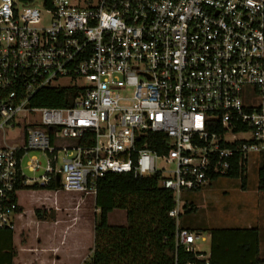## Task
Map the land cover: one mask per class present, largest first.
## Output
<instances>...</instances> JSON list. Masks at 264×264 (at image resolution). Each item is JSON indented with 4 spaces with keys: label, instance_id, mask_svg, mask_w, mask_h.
I'll return each mask as SVG.
<instances>
[{
    "label": "built area",
    "instance_id": "2783aa9c",
    "mask_svg": "<svg viewBox=\"0 0 264 264\" xmlns=\"http://www.w3.org/2000/svg\"><path fill=\"white\" fill-rule=\"evenodd\" d=\"M46 2L0 0V229L22 187L95 196L129 174L173 193L176 247L196 253L184 193L264 157V0ZM50 89L71 105L34 107Z\"/></svg>",
    "mask_w": 264,
    "mask_h": 264
},
{
    "label": "trees",
    "instance_id": "16d2710c",
    "mask_svg": "<svg viewBox=\"0 0 264 264\" xmlns=\"http://www.w3.org/2000/svg\"><path fill=\"white\" fill-rule=\"evenodd\" d=\"M30 3L34 0H20ZM46 5H50L47 0ZM74 90L50 89L40 91L32 105L38 108H63L71 105ZM153 138L162 140L163 136ZM149 149L159 154L163 149L150 142ZM247 169L233 166L225 178H241L246 190ZM57 184L50 187H22L25 190L59 191ZM259 191L264 192V165L259 170ZM198 192V191H197ZM92 197V195L79 194ZM94 197V196H93ZM96 220L91 230V244L84 264H188L199 261L202 254L188 253L176 247V221L169 217L174 208L173 193L164 190L157 178L136 179L129 174H108L98 183L94 197ZM115 210L125 211L127 226H110L109 215ZM23 209L20 206V213ZM192 204L184 205L183 213H193ZM182 213V214H183ZM38 221L46 223L51 216L35 211ZM182 216V215H181ZM183 228V227H182ZM193 233L192 229H187ZM211 264H261L259 258V232L255 229L211 230ZM15 232L0 229V264H15L18 248ZM205 256V255H204Z\"/></svg>",
    "mask_w": 264,
    "mask_h": 264
},
{
    "label": "rangeland",
    "instance_id": "374dc122",
    "mask_svg": "<svg viewBox=\"0 0 264 264\" xmlns=\"http://www.w3.org/2000/svg\"><path fill=\"white\" fill-rule=\"evenodd\" d=\"M243 99L245 104H257V96L252 89L245 92ZM30 156L41 159L38 154ZM263 165L264 157L256 154L249 157L245 174L247 178L246 190L242 189L241 178L223 177L207 184L198 192L184 193L182 203L192 204L195 212L183 213L180 225L191 228L195 235L201 234L195 243L196 253L208 255L211 252L210 232L203 231L245 228L248 225H256L257 222L264 221L262 217L264 216V192L259 191V170ZM26 174L33 177L32 174L27 172ZM41 175H43V171L36 174L35 177ZM94 197H84L62 190H25L20 193L21 204L25 205L31 214H34L32 219L38 221L35 216L36 210L51 216L46 220L45 227L47 228L44 231L57 233L65 241L58 253H64L68 258H73L74 249L89 244L91 240V230L96 220L95 214L99 216V212L95 209ZM125 216L126 214L122 210H115L109 215V225H126ZM22 230L19 231L18 228V231L16 230L18 233L15 232V234L19 236L17 238L18 245L25 246L30 238L29 233L25 229ZM48 252L45 250L43 253L47 255Z\"/></svg>",
    "mask_w": 264,
    "mask_h": 264
},
{
    "label": "crops",
    "instance_id": "0c3cea01",
    "mask_svg": "<svg viewBox=\"0 0 264 264\" xmlns=\"http://www.w3.org/2000/svg\"><path fill=\"white\" fill-rule=\"evenodd\" d=\"M21 193V192H20ZM33 203V201L31 200ZM19 203L21 208L23 209L22 213H20V218L18 219V228L19 231L25 229L29 233L28 243L23 245H18V234H15L14 243L18 248V257L15 261V264H82L83 261L87 258V252L91 246V244H87L85 246H79L74 249L73 258H68L64 253H58V250L63 246L64 240L60 238V236L56 233H48L44 231L47 227H45L44 222H38L34 218L32 219V215L25 205L21 204L20 194H19ZM125 214L126 212L123 211ZM264 218V216H262ZM127 220V214L125 216ZM123 227L127 226L122 225ZM17 228V231H18ZM184 229H191L187 227H183ZM238 229H255L259 232V258L262 261L261 264H264V221H259L256 225H248L245 228H224L217 230H238ZM23 231V230H22ZM199 232V231H198ZM208 233L209 230L203 231ZM18 233V232H16ZM201 235L200 233H198ZM210 241L211 236L209 234ZM204 240V239H203ZM89 243H92L91 241ZM80 245V244H79ZM48 250V254L44 255V251ZM82 252V253H81ZM208 259L210 254L205 255Z\"/></svg>",
    "mask_w": 264,
    "mask_h": 264
},
{
    "label": "water",
    "instance_id": "95a60500",
    "mask_svg": "<svg viewBox=\"0 0 264 264\" xmlns=\"http://www.w3.org/2000/svg\"><path fill=\"white\" fill-rule=\"evenodd\" d=\"M58 182L60 181V179L58 178V180H57Z\"/></svg>",
    "mask_w": 264,
    "mask_h": 264
}]
</instances>
